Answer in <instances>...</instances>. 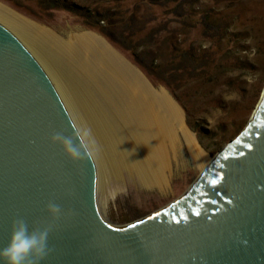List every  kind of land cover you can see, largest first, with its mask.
Instances as JSON below:
<instances>
[{
    "label": "water",
    "instance_id": "1",
    "mask_svg": "<svg viewBox=\"0 0 264 264\" xmlns=\"http://www.w3.org/2000/svg\"><path fill=\"white\" fill-rule=\"evenodd\" d=\"M178 201L131 226L97 217L91 158L73 164L50 137L73 123L25 47L0 26V249L13 218L44 225L49 201L62 216L42 264H264V101ZM246 241L247 243H243ZM2 264V262H0Z\"/></svg>",
    "mask_w": 264,
    "mask_h": 264
},
{
    "label": "rangeland",
    "instance_id": "2",
    "mask_svg": "<svg viewBox=\"0 0 264 264\" xmlns=\"http://www.w3.org/2000/svg\"><path fill=\"white\" fill-rule=\"evenodd\" d=\"M0 6L61 41L81 33L103 39L153 89L168 94L210 162L244 133L264 101V0H0ZM61 71L74 94L83 87L69 80L65 66ZM91 102L98 117V109H107L98 95ZM90 158L96 214L113 229L172 205L202 174L186 163L169 176L165 190L150 189L127 173L104 178Z\"/></svg>",
    "mask_w": 264,
    "mask_h": 264
},
{
    "label": "bare ground",
    "instance_id": "3",
    "mask_svg": "<svg viewBox=\"0 0 264 264\" xmlns=\"http://www.w3.org/2000/svg\"><path fill=\"white\" fill-rule=\"evenodd\" d=\"M0 26L44 67L58 96L78 119L76 126L94 125L93 138L100 140L92 155L104 178L127 173L143 187L165 190L169 176L186 163L202 172L209 165L210 159L183 122L181 109L164 90L153 89L103 39L81 33L61 41L2 6ZM61 66L71 75L69 80L84 83L75 94L66 86ZM96 95L107 107L98 109L99 117L91 108Z\"/></svg>",
    "mask_w": 264,
    "mask_h": 264
},
{
    "label": "clouds",
    "instance_id": "4",
    "mask_svg": "<svg viewBox=\"0 0 264 264\" xmlns=\"http://www.w3.org/2000/svg\"><path fill=\"white\" fill-rule=\"evenodd\" d=\"M50 143L60 147L62 153L73 164H79L91 157L96 148L90 128L72 126V132L65 135L57 131L50 137ZM258 190H264V186H257ZM44 211L51 222L30 227L23 217L13 218L9 224V241L6 247L0 249V262L2 264H42L51 254L52 249L48 246V238L53 230L55 222L62 216L72 217L76 213L49 201ZM243 243H247L243 241Z\"/></svg>",
    "mask_w": 264,
    "mask_h": 264
},
{
    "label": "trees",
    "instance_id": "5",
    "mask_svg": "<svg viewBox=\"0 0 264 264\" xmlns=\"http://www.w3.org/2000/svg\"><path fill=\"white\" fill-rule=\"evenodd\" d=\"M91 18H96L97 21L100 19V17H96L94 15Z\"/></svg>",
    "mask_w": 264,
    "mask_h": 264
}]
</instances>
